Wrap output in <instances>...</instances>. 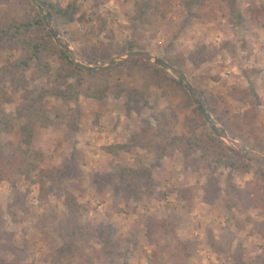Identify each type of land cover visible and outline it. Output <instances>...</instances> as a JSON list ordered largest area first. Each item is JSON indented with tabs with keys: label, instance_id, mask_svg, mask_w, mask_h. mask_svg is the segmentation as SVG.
<instances>
[{
	"label": "rangeland",
	"instance_id": "374dc122",
	"mask_svg": "<svg viewBox=\"0 0 264 264\" xmlns=\"http://www.w3.org/2000/svg\"><path fill=\"white\" fill-rule=\"evenodd\" d=\"M20 1L0 0V17L15 10L35 14V2L24 0L22 5ZM53 1L63 6L69 2ZM78 2L80 15L65 22L53 19L50 26L77 63L88 65L84 52L91 48H106L112 53L115 49H124L123 55L114 53L104 64L108 67L112 62L129 57L133 41L140 46L134 48L135 52L143 49L151 62L182 58L184 61L179 62V67L166 68L168 74L178 79L174 73L178 72L203 102L205 97L214 100L218 110L229 112L232 120H240L248 108L246 103L232 96L233 90L249 88V82L253 81L260 99L255 121L258 138L248 139L247 132L220 137L224 153L233 158L237 167L247 165L248 171L219 165L215 174L218 198L212 203L204 202L203 197L207 174L216 164L211 162L212 158L203 161L197 157L200 169H185L184 156L179 152L152 167L157 182L152 196L126 199L123 192L111 186L97 190L92 183L93 176L113 173L118 164L136 167L139 159L150 166L155 163V154L138 149L129 154L111 155L104 147L129 142L131 134L139 131L143 119L153 120L159 113L167 115L178 135L189 134L193 106L187 95H165L152 87L149 94L154 109L145 108L140 114L131 115L126 111L125 95L109 96L102 102L81 98L82 116L73 139V150L72 143L65 139V131L77 113L74 105L46 96L43 105H47L46 113L51 122L47 127L35 125L30 146L23 144L21 134L27 120L17 117V108L28 106L42 88L53 86L58 66L51 62L50 71L31 80L36 70L33 67L26 74L29 85L17 91L4 81L0 89L11 94L13 101L0 106V126L6 120L12 121L14 130L2 134V144L12 142L36 153L37 170H50L71 161L81 171L80 177L65 178L49 187L45 198H41L39 186L31 185L26 177L0 182L1 230L12 235L13 244L24 250L21 264H157L152 260L156 251L158 262L174 264V249L179 244L188 247L190 255L186 264H264V213L244 209L228 184L243 190L256 177L260 163L248 153L264 159V0H237L244 17L240 26L230 24L228 6L222 0H201L198 4L190 0ZM21 54L10 50L1 52L3 61H11ZM143 72L141 69L134 76L115 73L111 84L115 88L122 85L127 90L140 88ZM53 107L67 116L59 126L53 123ZM206 112L209 114L207 108ZM210 121L221 127L211 115ZM204 130L209 132L211 126L201 129ZM182 187L194 189L192 202L178 200L177 193ZM66 193L72 194L81 205L77 221L84 231L80 242L85 243L89 263L71 253L61 258L55 255L63 246L66 233L71 232L66 223ZM230 204L234 206L232 209H229ZM150 219L164 222L168 228L154 232L149 238ZM96 226L112 230L113 253L107 254L91 234ZM11 257V253L1 251L0 264L7 263Z\"/></svg>",
	"mask_w": 264,
	"mask_h": 264
},
{
	"label": "trees",
	"instance_id": "16d2710c",
	"mask_svg": "<svg viewBox=\"0 0 264 264\" xmlns=\"http://www.w3.org/2000/svg\"><path fill=\"white\" fill-rule=\"evenodd\" d=\"M228 6L230 24L240 26L243 24L244 17L237 5V0H222ZM35 2L37 10L34 15L28 11H11L0 17V84L8 81L14 90L27 88L30 80L27 72L33 67L36 70L31 74V80L41 77L43 72L51 69V62L58 67L55 71L54 84L52 87L41 89L39 96L28 106L17 108V117L26 119L27 122L21 128L23 144L30 146L35 125L41 124L43 127L51 122L49 114L46 113L47 105H43L46 96L59 99L65 105H74L77 113L73 116V121L68 124L65 131V139L72 143L79 130V122L82 110L79 107L81 98H91L102 102L109 96L119 97L125 95L127 98L126 111L128 115L132 113L140 114L145 108L154 109L149 91L152 87H157L163 94L176 96L187 95L191 99L193 106V117L188 123L189 134L178 135L175 131L173 122L165 113L157 114L153 120L143 119L139 131L131 134L130 140L123 144H112L104 147V150L111 155L121 153H133L140 149L155 154V163L148 166L142 159H139L136 167L118 164L113 173L95 174L92 183L97 190L111 186L113 189L125 194L126 199L138 200L145 196H152L155 192L157 182L154 178L153 168L160 165L164 158L171 157L175 152L184 156V168L199 170L197 166L199 157L203 161H208L216 165L212 166L207 174V183L204 188V202H214L218 198V188H216V178L219 165H225L230 170L243 168L248 171V166L241 164L236 166V162L224 153L220 137L228 134L235 137L247 132L248 139H257V128L255 121L258 117L260 99L256 92L254 82L251 81L249 88H235L232 96L240 102L248 105L240 120H232L229 112H221L214 100L206 98L204 102L199 98L195 90L184 82L183 77L174 72L179 78L171 77L166 68L179 67L180 60H160L151 62L150 56L139 48L135 52L134 48L140 47L137 42L130 44L128 51L129 57L118 62H112L108 67L104 64L115 56L125 53L124 49H115L112 53L106 48H91L84 52V58L88 65L77 63L73 54L68 48L62 47L57 40L56 32L50 27L55 19L58 22H65L80 15L81 6L78 0H69L63 6L60 2L53 0H30ZM192 4L201 3V0H190ZM24 0L20 1L23 5ZM104 29V26H102ZM3 50L19 51L22 54L11 61H3L1 52ZM170 65L168 66L166 62ZM143 67V68H142ZM143 69L142 82L140 88L127 90L122 85L117 88L111 84V79L115 73L125 72L128 76H134ZM246 76L250 79L247 72ZM256 72L253 71L255 76ZM119 88V89H118ZM12 95L0 89V106L11 103ZM205 103V104H204ZM45 104V103H44ZM206 108L209 114L206 112ZM54 109V124L59 126L66 119L65 113L57 107ZM210 115L215 118L221 127L211 123ZM211 126V130L201 131L202 128ZM14 123L4 121L0 126V182L11 181L13 178L26 177L31 185H38L41 198H45L48 188L61 183L65 178H77L81 176V171L77 170L71 161L65 162L50 170H37L35 164L36 153L17 146L12 142L2 144L1 136L3 133H12ZM39 155V154H38ZM250 158H256L259 167L256 170V177L247 183L243 190H238L233 184L228 183L239 203L243 204L244 209L258 210L264 213V159L248 153ZM194 189L182 187L178 190V200L192 202L194 200ZM65 205L68 211L66 223L71 227V232L66 233L63 238V246L55 253L57 258L67 254H73L89 263V256L85 254L83 239L84 231L78 224V213L81 205L76 198L70 194L65 195ZM234 206L230 204L229 209ZM2 215L0 209V252L11 253L12 257L5 264H21L24 250L13 244L14 237L6 232H2ZM172 225L171 223L169 224ZM147 236L152 237L155 232L168 228L164 222L157 220L148 221ZM112 231V230H111ZM96 226L91 234L96 237L102 249L107 253H113L112 232ZM173 231V230H172ZM174 233V231H173ZM187 245L179 244L174 249V264H186L190 255ZM158 252L153 253V262H158ZM55 264V263H53Z\"/></svg>",
	"mask_w": 264,
	"mask_h": 264
}]
</instances>
